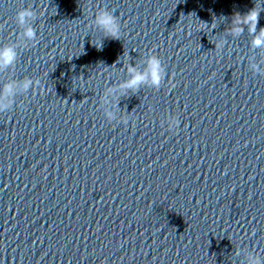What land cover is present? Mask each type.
<instances>
[{
	"label": "clouds",
	"instance_id": "9594fccd",
	"mask_svg": "<svg viewBox=\"0 0 264 264\" xmlns=\"http://www.w3.org/2000/svg\"><path fill=\"white\" fill-rule=\"evenodd\" d=\"M260 13L256 10L255 7L250 9L247 13L241 15L236 14V17L233 21L234 24H247L250 33H256V26L259 22ZM33 17V12L29 8H22L18 10L15 14V21L23 26L28 23V21ZM97 24L101 26L105 33L114 38L118 39L119 25L116 23L115 17L109 12H102L97 17ZM236 34H239L243 31L242 28L234 29ZM24 35L28 39H34L36 36L35 31L31 26L25 28ZM254 47L264 46V28H262L258 35L255 36L253 40ZM16 51L15 48L11 46H6L0 49V68L10 66L15 62ZM128 72L131 74V78L126 81L122 87L125 89H137L141 84L147 82L150 79L152 86L159 87L160 81L163 77V68L158 57L152 56L148 60L147 71L138 72L135 67L129 66ZM81 79L74 81L73 86H76L77 83H80ZM30 81H25L24 87L28 88ZM5 93L11 94L13 91V86L11 84L7 85L5 88ZM111 91V89H110ZM258 264V262H254Z\"/></svg>",
	"mask_w": 264,
	"mask_h": 264
}]
</instances>
